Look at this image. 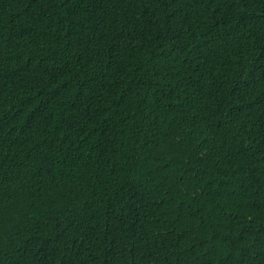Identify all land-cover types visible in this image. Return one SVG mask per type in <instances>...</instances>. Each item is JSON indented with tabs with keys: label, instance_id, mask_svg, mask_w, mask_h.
<instances>
[{
	"label": "trees",
	"instance_id": "1",
	"mask_svg": "<svg viewBox=\"0 0 264 264\" xmlns=\"http://www.w3.org/2000/svg\"><path fill=\"white\" fill-rule=\"evenodd\" d=\"M0 264H264V0H0Z\"/></svg>",
	"mask_w": 264,
	"mask_h": 264
}]
</instances>
